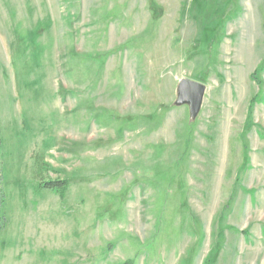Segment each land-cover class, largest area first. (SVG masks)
Listing matches in <instances>:
<instances>
[{
	"label": "rangeland",
	"instance_id": "374dc122",
	"mask_svg": "<svg viewBox=\"0 0 264 264\" xmlns=\"http://www.w3.org/2000/svg\"><path fill=\"white\" fill-rule=\"evenodd\" d=\"M0 138V264H264V0H0Z\"/></svg>",
	"mask_w": 264,
	"mask_h": 264
},
{
	"label": "water",
	"instance_id": "95a60500",
	"mask_svg": "<svg viewBox=\"0 0 264 264\" xmlns=\"http://www.w3.org/2000/svg\"><path fill=\"white\" fill-rule=\"evenodd\" d=\"M205 93L206 86L204 84L183 77L177 82L173 105L175 107L186 106L189 122H193L201 110Z\"/></svg>",
	"mask_w": 264,
	"mask_h": 264
},
{
	"label": "trees",
	"instance_id": "16d2710c",
	"mask_svg": "<svg viewBox=\"0 0 264 264\" xmlns=\"http://www.w3.org/2000/svg\"><path fill=\"white\" fill-rule=\"evenodd\" d=\"M262 68V65H261ZM4 156V145L3 142L0 138V236L3 232V230L6 228L8 219L6 215V210H5V197L3 194L2 190V185H3V165H2V159ZM246 157H244L245 159ZM42 158L37 157L34 159L35 163V168L37 171H35V176L36 172L38 173H43V172H48V164L43 162ZM36 179V178H35ZM37 180V179H36ZM68 186V182L61 180V181H42L37 183L36 189L37 190H51L54 193H56L60 198L64 195L65 190L67 189L66 187ZM124 264H130V262H125Z\"/></svg>",
	"mask_w": 264,
	"mask_h": 264
}]
</instances>
